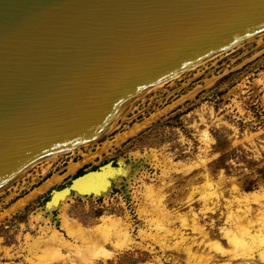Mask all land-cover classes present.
Masks as SVG:
<instances>
[{
	"label": "rangeland",
	"instance_id": "1",
	"mask_svg": "<svg viewBox=\"0 0 264 264\" xmlns=\"http://www.w3.org/2000/svg\"><path fill=\"white\" fill-rule=\"evenodd\" d=\"M120 115L94 142L0 187V264H264L253 215L264 209V31L150 87ZM92 167L103 191L71 189ZM250 191L255 242L244 249L223 229ZM101 215L119 218L133 241L113 249L110 233L101 246L110 254L93 257L85 232Z\"/></svg>",
	"mask_w": 264,
	"mask_h": 264
},
{
	"label": "water",
	"instance_id": "2",
	"mask_svg": "<svg viewBox=\"0 0 264 264\" xmlns=\"http://www.w3.org/2000/svg\"><path fill=\"white\" fill-rule=\"evenodd\" d=\"M263 29L264 0H0V185Z\"/></svg>",
	"mask_w": 264,
	"mask_h": 264
},
{
	"label": "bare ground",
	"instance_id": "3",
	"mask_svg": "<svg viewBox=\"0 0 264 264\" xmlns=\"http://www.w3.org/2000/svg\"><path fill=\"white\" fill-rule=\"evenodd\" d=\"M262 31H264V29L254 33L252 36H254V35L258 34V33H261ZM205 60H203V61H201L199 63H196L195 65L201 64ZM195 65H193V66H195ZM193 66H191V67H193ZM160 84L161 83H159L157 85H154V86H158ZM154 86H152V87H154ZM132 103H134V101ZM126 109H127V107L122 112H120L118 115L112 117L110 119L109 124L105 128V130L103 132L99 133L96 137L92 138L91 140L84 141V142H82V143H80V144H78V145H76L74 147L51 153V154H49V155H47L45 157H42V158L38 159L37 161H34L29 166H27L23 170H21L14 177H12L10 180H8L6 183L0 185V187H2L3 185L7 186V184H9L12 181H14L19 175L23 174L25 169L29 168L31 165H34L37 162L48 161L51 158L55 157L56 155H59L61 153L67 152V151H72L73 149H78L81 145L84 146V145H86L88 143L90 144L91 141L94 142V140H96V138H98L100 135L104 134L105 132L109 131L114 126V122H115L117 116H119L120 114L123 115L125 113ZM115 125H116V123H115ZM72 164H74V167L77 165V164L75 165V163H72ZM100 176L97 173H89V174H86L83 177H80L74 184L75 192H77V193H87V194L88 193L98 194V192L100 193V191H103L102 188H101L102 184L100 182ZM62 194H63L62 192H57L55 194V197L62 201L63 200V198H62L63 196H61ZM215 197L217 198L218 195H216ZM202 198L204 199L205 197L202 196ZM257 198L258 197L255 194V192H251V191L250 192H245L244 196H241L240 198L239 197L235 198L237 200V202L238 201H243V203L241 204L243 207L241 206L240 209L238 211L236 210L237 212L234 211V213L232 211H230V210H227L226 217L228 218V221L231 222L232 229H225V230L223 229V233H224V236H226L228 241L233 246H237V247L246 249V247H248V245L250 246L252 244V242L254 241L255 233L252 232V229H251L254 223H253V219H251L248 216V215L251 214L250 213L251 212V208L248 207V204H249V201H255ZM215 202L213 204H215ZM259 205H262V203L259 204ZM212 207L213 206H211L210 208L208 207V209H212ZM263 210L264 209L261 208L258 212H254L253 215L254 216L258 215L257 219L259 221V224L264 227ZM62 220H63L64 227H65L64 229L65 230L67 229L68 232L72 231L73 229H75L74 231H78V232L81 231L82 228L77 223H74L73 221L69 220L66 217H64ZM120 224H121V222H120L119 218H117L115 216H112V215H108V216L107 215H103L102 216L101 215L99 217V223L95 224L93 226V228H91V229L87 228L88 232H85L86 233L85 234L86 235L85 236V241L87 243L91 244V245L98 246L97 252L91 253L93 257L97 256V255L108 256L110 254L109 250L101 247L105 240L110 239L109 238V234L110 233H113V235H114V239L110 240L111 246H112L113 249L119 248V247L124 246V245H127L128 243L133 241L132 237H130L128 232H127V225L124 224L123 226H121ZM256 229H258V228H256ZM87 230L85 228H83L82 232L87 231ZM95 232L97 234H95ZM100 232H102V234H101L100 237H98V234ZM67 234H69V233H67ZM80 234L81 233L79 232V234L75 233L74 235H80ZM83 236H84V233H83ZM72 237H74V236H72ZM80 237L82 238L81 235H80ZM261 240H262V238H261ZM64 242H66V241H64ZM64 242H62V243H64ZM255 244L257 245V242ZM258 246H256V247L259 248L260 253H262V252L264 253V240L262 242H259ZM89 258H91V257L89 256ZM83 260H85V259L83 258Z\"/></svg>",
	"mask_w": 264,
	"mask_h": 264
},
{
	"label": "trees",
	"instance_id": "4",
	"mask_svg": "<svg viewBox=\"0 0 264 264\" xmlns=\"http://www.w3.org/2000/svg\"><path fill=\"white\" fill-rule=\"evenodd\" d=\"M96 167H97V166H96ZM96 167H92L91 170H94ZM82 173H84V170H83L82 168H81V169H78L77 172H76V174L74 175V177L77 176V175H80V174H82ZM107 263H108V264H111L110 261H108Z\"/></svg>",
	"mask_w": 264,
	"mask_h": 264
}]
</instances>
